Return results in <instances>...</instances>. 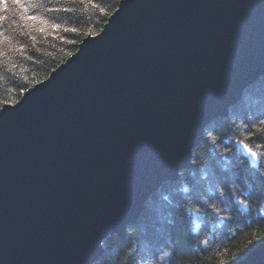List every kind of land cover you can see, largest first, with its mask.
<instances>
[{"label": "water", "instance_id": "95a60500", "mask_svg": "<svg viewBox=\"0 0 264 264\" xmlns=\"http://www.w3.org/2000/svg\"><path fill=\"white\" fill-rule=\"evenodd\" d=\"M79 45L0 115V264H94L123 237L264 75V0H121Z\"/></svg>", "mask_w": 264, "mask_h": 264}, {"label": "trees", "instance_id": "16d2710c", "mask_svg": "<svg viewBox=\"0 0 264 264\" xmlns=\"http://www.w3.org/2000/svg\"><path fill=\"white\" fill-rule=\"evenodd\" d=\"M120 2L45 0L38 9L41 15L50 23L76 27L79 32L61 30L46 35L32 27L11 33L13 46L24 45L26 55L12 47L6 49L10 59L0 62V101L17 102L25 92L21 90L33 86L30 81L48 77L78 49L89 31L103 29ZM50 8L75 11H48ZM27 32L36 37L35 42ZM260 120H264V76L244 91L226 116L206 126L204 142L193 148V166L152 192L124 236L103 241L105 252L94 264H235L237 257L249 254L264 240V184L257 178V169L264 173V157L254 168L242 155L218 154L235 139H246L252 123ZM246 142L264 152V142L257 138ZM221 180L231 183L236 195L229 196ZM241 191L247 193L246 210L238 203ZM213 204L220 211L211 209ZM204 208L208 211H196Z\"/></svg>", "mask_w": 264, "mask_h": 264}, {"label": "snow or ice", "instance_id": "6c2138e0", "mask_svg": "<svg viewBox=\"0 0 264 264\" xmlns=\"http://www.w3.org/2000/svg\"><path fill=\"white\" fill-rule=\"evenodd\" d=\"M89 4H93L94 0H87ZM45 3V0H0V62H3L5 58L8 57V53L6 49L12 47V51H18L21 55H26L25 47L22 44H17L13 46V36L11 33H14L17 28L21 31H26L29 28L35 27L39 32L46 35H54L59 31H65L69 33H78L79 29L76 27H65L60 24L50 23L43 15L40 14L38 9ZM95 6V5H94ZM48 11H65V12H74L73 8H50ZM104 11V9H101ZM103 31V29L101 30ZM28 35L31 36L33 42L36 41V37L31 34V32H27ZM88 35L96 36L99 33L95 31H89ZM63 39V37H61ZM72 53H69L71 56ZM31 57H29L30 59ZM10 59V58H9ZM47 79V77H45ZM30 83L35 86V84H40L42 81L33 80ZM22 92L28 91L27 89H22ZM16 103L15 100L11 101H0V115H4L14 108L5 107L4 105H14ZM257 138L259 141L264 142V120H260L258 122L252 123V128L249 130L247 140H251L252 138ZM246 139H235L231 142L229 146L224 148L222 153L218 155L223 156H231L232 154H238L246 157L247 160L252 162H256L262 157H264V152L257 151L254 146L250 143L246 142ZM203 136L201 137V141L197 142L196 147H199L201 143H203ZM261 146H264L262 143ZM211 163V162H206ZM171 164V161H167L166 165ZM193 166V161L191 159V151L189 154V163L184 167L190 168ZM258 179L261 180L262 184H264V173H260L259 169H257ZM220 183L223 185V189L226 190L229 196L236 195L233 190L231 183L221 180ZM247 193L241 191L239 193L238 203L243 206H248L249 201L246 199ZM211 209L215 211H220V209L216 208V205L213 204L210 206ZM196 211H204L207 212L208 208L204 209H196ZM264 239V238H261ZM248 253H243L239 257H237V264H240L241 260H244L247 257Z\"/></svg>", "mask_w": 264, "mask_h": 264}, {"label": "rangeland", "instance_id": "374dc122", "mask_svg": "<svg viewBox=\"0 0 264 264\" xmlns=\"http://www.w3.org/2000/svg\"><path fill=\"white\" fill-rule=\"evenodd\" d=\"M262 76H264V75H262ZM262 76H260V77H262ZM260 77H259V78H260ZM259 78H258V79H259ZM256 80H257V79H256ZM256 80H255V81H256ZM255 81H253V82H255ZM253 82H252V83H253ZM252 83H250V84L248 85V87H249ZM248 87H247V88H248ZM247 88H246V89H247ZM246 89H245V90H246ZM245 90H244V91H245ZM243 93H244V92H243ZM242 95H243V94H242ZM242 95H241L240 97H238L234 102H232V105L235 104L237 101H239V100L241 99ZM230 106H231V105H230ZM230 106H229V107H230ZM228 111H229V109H228ZM227 114H228V113H227ZM223 116H226V115H223ZM223 116H218V117H223ZM218 117H216V118H218ZM216 118H215V119H216ZM213 120H214V119H213ZM243 157H244V156H243ZM245 158H246V157H245ZM246 160H247V159H246ZM247 161H249V160H247ZM259 163H260V159H259ZM249 164H250V163H249ZM250 165H251V164H250ZM162 183H163V182H162ZM162 183H161V184H162ZM158 188H159V187H158ZM154 191H155V190H154ZM154 191H153V192H154ZM151 194H152V193H151ZM151 194H150V195H151ZM148 197H149V196H148ZM240 206H241L242 208L244 207V206L241 205V204H240ZM245 210H246V209H245Z\"/></svg>", "mask_w": 264, "mask_h": 264}, {"label": "bare ground", "instance_id": "6f19581e", "mask_svg": "<svg viewBox=\"0 0 264 264\" xmlns=\"http://www.w3.org/2000/svg\"><path fill=\"white\" fill-rule=\"evenodd\" d=\"M79 46H80V45H79ZM78 50H79V47H78V49H77L74 53H76ZM72 55H73V54H72ZM72 55H71V56H72ZM71 56H68L67 59H68L69 57H71ZM67 59H66V60H67ZM66 60H65L63 63H65ZM59 65H60V64H59ZM59 65H58L57 67H59ZM57 67H56V68H57ZM56 68H55V69H56ZM55 69H53V70H55ZM53 70H52V71H53ZM52 71H51V72H52ZM49 75H50V74H49ZM44 80H45V79H44ZM42 81H43V80H42ZM35 85H36V84H35ZM31 87H33V86H31ZM28 89H29V88H28ZM24 93H25V92H24ZM24 93L22 94V96L24 95ZM22 96H21V98H22ZM21 98H20V99H21ZM20 99H19V100H20ZM17 102H18V101H17ZM248 163H249V161H248ZM250 166H252V165H250ZM252 167H253V166H252ZM254 168H258V167H254ZM243 209H244V208H243ZM244 210H245V209H244ZM108 237H110V236H108ZM105 239H106V238H105ZM105 239H104V240H105ZM104 240H103V241H104ZM103 248H104V246H103Z\"/></svg>", "mask_w": 264, "mask_h": 264}]
</instances>
